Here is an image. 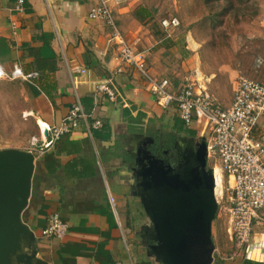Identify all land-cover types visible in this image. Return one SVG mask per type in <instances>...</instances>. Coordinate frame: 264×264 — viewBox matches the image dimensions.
<instances>
[{
  "label": "crops",
  "instance_id": "0c3cea01",
  "mask_svg": "<svg viewBox=\"0 0 264 264\" xmlns=\"http://www.w3.org/2000/svg\"><path fill=\"white\" fill-rule=\"evenodd\" d=\"M143 1L110 0L116 27L142 53L153 76L169 77L177 85L183 78V70L177 66L187 61L189 68L197 67L201 44L192 31L184 35L166 30L157 12L151 21H141L134 10ZM17 2L0 0V68L6 74L2 78L24 83L25 113L38 132L31 146L23 148L35 153L32 192L23 212V220L35 236L32 264H163L150 252L153 241L146 233L150 219L137 194L133 166L140 153L145 155L143 148H149L148 143L143 145L147 136L154 138L157 132L174 141L178 136L200 139V123L186 125L175 103L161 106L147 89L146 77L133 65H121L111 40L113 25L89 17L98 0H24L22 9H17ZM184 38L186 44L181 46ZM242 47L246 51V46ZM263 53L264 42L237 67L235 62L223 64L229 71L223 103L218 102L216 90L213 88L214 94L206 80L198 77L200 71L193 78L226 107L239 75L262 79L264 69L256 71L254 61ZM80 67L86 68V73H80ZM16 69L22 75L13 78ZM172 74L176 76H168ZM106 78L113 80L117 90L115 101L94 95L95 85ZM75 88L90 119H100L102 126L92 128L90 137L81 120L42 152L41 130L62 122L75 101ZM252 135L264 143V114ZM214 168L215 175L224 178L222 167ZM221 185L222 192L223 182ZM54 213L69 224L63 238L42 233ZM221 217L218 208L212 228V264H264V207L253 220L249 250L243 247L235 252L232 224L227 228L220 222L217 242Z\"/></svg>",
  "mask_w": 264,
  "mask_h": 264
},
{
  "label": "built area",
  "instance_id": "2783aa9c",
  "mask_svg": "<svg viewBox=\"0 0 264 264\" xmlns=\"http://www.w3.org/2000/svg\"><path fill=\"white\" fill-rule=\"evenodd\" d=\"M109 1L98 0L90 10L89 17L102 19L113 25L111 40L116 44L118 60L122 66L133 65L146 77L147 89L156 96L161 106L166 108L175 103L179 116L186 125L195 121L200 123L208 144L209 162L219 161L224 176L228 177V210L231 214L235 252L243 247L249 250L252 246L253 220L257 210L264 207V143L255 140L252 135L264 114V72L262 79L239 75L233 99L226 107H222L209 89L198 80L175 85L169 77L153 76L142 53L127 42L123 33L116 27ZM23 2L24 0H18L17 9H22ZM161 24L170 31L180 25V20L176 16L163 18ZM254 69H264V53L256 57ZM86 71V68H79L82 74ZM20 75V69L12 73L13 78ZM5 76V72L0 68V77ZM93 92L94 95L103 94L111 101L117 99V90L111 78L100 80ZM81 120L86 123L90 137L91 129L99 128L103 124L100 119H90L75 88V101L62 122L41 130L43 141L40 150L43 152L54 146L62 135L72 131ZM46 129L47 136L44 134ZM111 200L113 201L112 197ZM68 230V222L58 213H54L50 215L42 233L49 237L63 238Z\"/></svg>",
  "mask_w": 264,
  "mask_h": 264
},
{
  "label": "water",
  "instance_id": "95a60500",
  "mask_svg": "<svg viewBox=\"0 0 264 264\" xmlns=\"http://www.w3.org/2000/svg\"><path fill=\"white\" fill-rule=\"evenodd\" d=\"M48 135L47 129L44 132ZM154 138L147 136L143 142ZM181 159L173 164L149 148L133 166L135 186L150 224V252L163 264H212L217 216V180L205 136H178ZM140 150V151H141ZM35 153L18 147L0 149V264H32L34 233L23 220L32 192Z\"/></svg>",
  "mask_w": 264,
  "mask_h": 264
},
{
  "label": "rangeland",
  "instance_id": "374dc122",
  "mask_svg": "<svg viewBox=\"0 0 264 264\" xmlns=\"http://www.w3.org/2000/svg\"><path fill=\"white\" fill-rule=\"evenodd\" d=\"M143 4L151 6L160 20L178 17L180 25L174 28L175 31L184 35L192 31L201 44L197 67L189 68L187 61L181 67L177 66L183 70V78L177 84L197 81L193 76L198 70V77L206 80L210 91L216 90V94L213 93L217 101L223 103L229 87V71L223 64L235 62L233 66L237 67L242 58L252 56L253 48L264 42V0H144ZM183 43L186 44L185 38L180 45ZM242 46H246V51H242ZM172 75L168 76H176ZM27 106L24 83L0 77V149L31 146L30 142L38 132L34 121L25 113ZM209 163L213 167L220 166L217 160ZM228 186L224 176L222 192L217 194L222 213L221 220L217 221V242H220V222L227 228L232 224Z\"/></svg>",
  "mask_w": 264,
  "mask_h": 264
},
{
  "label": "flooded vegetation",
  "instance_id": "af4514ba",
  "mask_svg": "<svg viewBox=\"0 0 264 264\" xmlns=\"http://www.w3.org/2000/svg\"><path fill=\"white\" fill-rule=\"evenodd\" d=\"M153 136L154 142H148L149 149L158 156L167 158L174 165L177 164L181 159V154L179 149L175 147L174 138L157 132L153 133ZM140 156L143 157V153H140Z\"/></svg>",
  "mask_w": 264,
  "mask_h": 264
},
{
  "label": "trees",
  "instance_id": "16d2710c",
  "mask_svg": "<svg viewBox=\"0 0 264 264\" xmlns=\"http://www.w3.org/2000/svg\"><path fill=\"white\" fill-rule=\"evenodd\" d=\"M134 14L137 18H139L141 21H151L153 18H154V15H155V10L146 6V5H143V4H140L138 5L135 10H134ZM188 131L191 133V134H194L195 135V132L188 129Z\"/></svg>",
  "mask_w": 264,
  "mask_h": 264
},
{
  "label": "bare ground",
  "instance_id": "6f19581e",
  "mask_svg": "<svg viewBox=\"0 0 264 264\" xmlns=\"http://www.w3.org/2000/svg\"><path fill=\"white\" fill-rule=\"evenodd\" d=\"M41 120V119H40ZM45 125V124H44ZM47 125V124H46ZM43 128V127H42ZM216 180H217V193H221V187H222V182H223V177L219 175L216 176Z\"/></svg>",
  "mask_w": 264,
  "mask_h": 264
}]
</instances>
